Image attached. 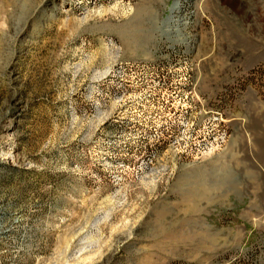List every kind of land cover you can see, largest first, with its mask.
Listing matches in <instances>:
<instances>
[{
	"label": "rangeland",
	"instance_id": "rangeland-1",
	"mask_svg": "<svg viewBox=\"0 0 264 264\" xmlns=\"http://www.w3.org/2000/svg\"><path fill=\"white\" fill-rule=\"evenodd\" d=\"M0 264H264V0H0Z\"/></svg>",
	"mask_w": 264,
	"mask_h": 264
},
{
	"label": "bare ground",
	"instance_id": "bare-ground-1",
	"mask_svg": "<svg viewBox=\"0 0 264 264\" xmlns=\"http://www.w3.org/2000/svg\"><path fill=\"white\" fill-rule=\"evenodd\" d=\"M189 200H191L193 203H198V202H200L202 200H210V195H208L205 192H199L197 194H193L191 196V199H189Z\"/></svg>",
	"mask_w": 264,
	"mask_h": 264
}]
</instances>
